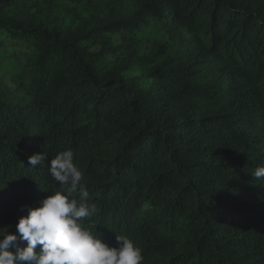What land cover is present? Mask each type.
Segmentation results:
<instances>
[{
	"label": "trees",
	"instance_id": "obj_1",
	"mask_svg": "<svg viewBox=\"0 0 264 264\" xmlns=\"http://www.w3.org/2000/svg\"><path fill=\"white\" fill-rule=\"evenodd\" d=\"M65 150L110 247L264 264V0H0V230Z\"/></svg>",
	"mask_w": 264,
	"mask_h": 264
},
{
	"label": "clouds",
	"instance_id": "obj_2",
	"mask_svg": "<svg viewBox=\"0 0 264 264\" xmlns=\"http://www.w3.org/2000/svg\"><path fill=\"white\" fill-rule=\"evenodd\" d=\"M46 159L45 153H37L28 163L34 167ZM49 171L61 190L30 208L19 219L16 233L0 230V264H143L142 249L134 239L117 236L118 247H110L86 227V218L97 208L71 150L51 159ZM254 177L264 179V168H258Z\"/></svg>",
	"mask_w": 264,
	"mask_h": 264
}]
</instances>
